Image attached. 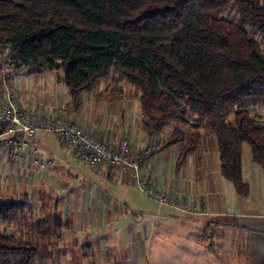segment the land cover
<instances>
[{
    "label": "crops",
    "instance_id": "1",
    "mask_svg": "<svg viewBox=\"0 0 264 264\" xmlns=\"http://www.w3.org/2000/svg\"><path fill=\"white\" fill-rule=\"evenodd\" d=\"M10 82L23 108L65 114L112 147L139 150L155 141L144 129L139 91L138 100L106 88L85 91L75 106L61 69H16ZM184 129L200 135L198 149L181 164L179 144L153 151L142 175L191 209L158 203L131 172L112 175L107 165L74 157L56 133L38 131L20 162L0 148V199L22 202L19 217L0 221V231L72 244L58 247L56 264H264V169L252 146H242L244 195L222 173L216 136L203 125Z\"/></svg>",
    "mask_w": 264,
    "mask_h": 264
},
{
    "label": "trees",
    "instance_id": "2",
    "mask_svg": "<svg viewBox=\"0 0 264 264\" xmlns=\"http://www.w3.org/2000/svg\"><path fill=\"white\" fill-rule=\"evenodd\" d=\"M230 6L239 21L222 15ZM244 24L264 39V0H0V43L10 46L13 71L61 69L75 106L120 72L140 93L153 153L179 144L181 164L201 143L184 126L203 125L217 138L222 173L246 195L245 142L264 169V110H255L264 108V55ZM21 206L0 199V221L16 220ZM37 251L0 231V264H32Z\"/></svg>",
    "mask_w": 264,
    "mask_h": 264
},
{
    "label": "built area",
    "instance_id": "3",
    "mask_svg": "<svg viewBox=\"0 0 264 264\" xmlns=\"http://www.w3.org/2000/svg\"><path fill=\"white\" fill-rule=\"evenodd\" d=\"M12 72L13 69L6 67L0 73V148L8 151L14 162L24 159L30 140L38 131L53 132L72 151L74 157L94 166L107 165L112 175L129 171L146 196L162 205L191 209L185 198H178L169 192L164 193L142 175L144 160L156 149V141L153 145L139 150L130 143L112 147L65 114L45 116L40 109L23 108L10 82ZM34 160L36 163L41 162L38 157Z\"/></svg>",
    "mask_w": 264,
    "mask_h": 264
},
{
    "label": "rangeland",
    "instance_id": "4",
    "mask_svg": "<svg viewBox=\"0 0 264 264\" xmlns=\"http://www.w3.org/2000/svg\"><path fill=\"white\" fill-rule=\"evenodd\" d=\"M235 9H236L235 6H230V7L223 10L222 15L239 21L240 18H239ZM244 25L248 28V30L250 31L252 36L256 37L259 40L261 52L264 55V39L261 38L256 32L251 30L250 25H248V24H244ZM10 50L11 49H10L9 45L0 43V60L2 62L5 63L7 58H9L8 55L10 53ZM11 59L12 58H9L10 61H11ZM0 65H1V63H0ZM4 67L13 68L10 65V63H7ZM0 73H1V71H0ZM12 74H14V71L12 72ZM100 88H106V94H112L115 91L114 97L118 96V95H125V96L134 97L136 95L137 100L139 99L138 94H137L138 90L136 89V86L131 81H129L123 74H121L118 71H112L105 78L98 80L97 83L92 88L86 90V92H88L89 94H94ZM99 95H102V94H99ZM255 110L261 112L264 110V108L261 106H258ZM255 110H254V112H255ZM190 118L192 120L195 119L194 117H190ZM172 126H173V124H172ZM187 126H190V125L188 124ZM21 235L24 236L25 238H29L30 233H24ZM37 238H34L32 240L34 245H36L38 248V251H37L38 255L35 257L32 264H56L57 258H60L59 256L54 255L55 253H57L58 247L62 246L61 249L63 250V248H64L63 246H65L66 248H68V246H70V247L72 246V244H70L66 241H63L62 238H58L57 240H55V239H51L49 236L44 237L42 234L38 235ZM57 254H59V253H57ZM72 257L73 256H71L70 258H72Z\"/></svg>",
    "mask_w": 264,
    "mask_h": 264
},
{
    "label": "water",
    "instance_id": "5",
    "mask_svg": "<svg viewBox=\"0 0 264 264\" xmlns=\"http://www.w3.org/2000/svg\"><path fill=\"white\" fill-rule=\"evenodd\" d=\"M2 132V129H0V133Z\"/></svg>",
    "mask_w": 264,
    "mask_h": 264
}]
</instances>
